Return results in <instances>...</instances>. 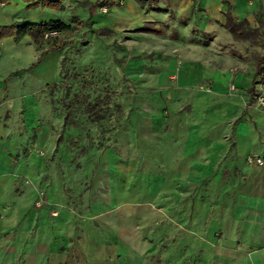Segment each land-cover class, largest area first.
Returning <instances> with one entry per match:
<instances>
[{"label": "crops", "instance_id": "0c3cea01", "mask_svg": "<svg viewBox=\"0 0 264 264\" xmlns=\"http://www.w3.org/2000/svg\"><path fill=\"white\" fill-rule=\"evenodd\" d=\"M30 1L3 0L0 25L56 18L66 3L75 9L72 22L92 27L98 17L93 32L135 31L125 65L128 78L144 84L136 85L127 118L95 156L88 148L77 152L78 139L52 134V126L60 128L57 115L41 119L35 99L30 110L22 103L35 90L20 89V71L49 45L37 47L27 33L0 38V264L17 255L43 264L70 245L92 263L264 264V106L253 102L264 88L255 73L264 0H114L101 16L94 0ZM202 2L207 16L221 17L230 47L247 41L260 51L219 63L216 53L203 56L195 40L177 41L174 25L155 22L173 12L182 22L196 20ZM227 18L243 20L259 38L235 36ZM188 22L185 32L195 27ZM154 49L166 59L154 53L160 70L149 73L144 55ZM178 50L181 57L174 56ZM247 154L262 164L247 162Z\"/></svg>", "mask_w": 264, "mask_h": 264}, {"label": "rangeland", "instance_id": "374dc122", "mask_svg": "<svg viewBox=\"0 0 264 264\" xmlns=\"http://www.w3.org/2000/svg\"><path fill=\"white\" fill-rule=\"evenodd\" d=\"M221 1L226 3L231 0ZM201 4L203 11L200 16L196 17V20H194L195 17L189 16L185 22H182L173 12L171 16H165L155 22L166 28L169 24L174 25L178 30L177 41L181 39L184 41L195 40L204 47L203 56L209 57L216 53L219 63H225L226 58L232 55L239 58L242 54L260 51L257 44L254 45L247 41H235L234 46L230 47V34L220 23L219 18L221 19V17L218 14L207 16L205 7H203L204 3ZM217 6L220 11V5L217 4ZM69 7L70 5L65 3L58 17L41 20L59 19L69 27L43 33L37 47L43 48L49 45V41L46 39L56 37L64 39L66 43L60 48H53L54 52L51 54L45 55L46 52H43L37 59L43 50L41 49L36 58L20 71L21 77L18 80L20 89L25 92L35 90V95L31 94L30 97L20 102L23 103L26 110H30V103L35 99L39 110L38 114L35 113L37 117L48 119L50 114L59 117L58 126L60 128L57 130L58 127L52 126L53 135H55V131H58V139H62L65 134L69 135L71 139L73 138L74 142L78 139V143L74 145L75 151L80 152L82 149L86 151L88 148L91 156H95L104 141L112 135L115 125L120 120L127 118L129 110L137 99L134 97L136 85L144 84L141 80H130L127 76L129 69L125 65V59H128L130 55L131 36L135 37L137 33L131 30L109 32L108 34L93 32L89 27L98 26V23H95L99 22L96 20L98 17H94V20L90 21L91 24L94 23L92 27L87 23L72 22L71 17L75 9H68ZM92 10L97 16H101L105 15L108 8L107 6L93 7ZM187 21L189 24L193 23L195 27L191 31L186 30L185 32L183 25ZM198 29L202 32L200 33ZM163 51L154 49L144 55L146 59L143 69L149 73L160 70V65L154 64L156 60L154 61L153 57L154 53L158 52V56L165 60ZM171 51L173 52V50ZM174 56L181 57V50L176 51ZM33 62L35 63L31 64ZM230 69L235 71L236 64L230 66ZM200 83L203 84L202 81ZM202 84L201 87H204L205 84ZM231 85L233 87H230ZM225 86L229 91L236 89L231 81L226 82ZM258 93L264 94V88L257 89L254 95ZM253 102H255L254 97ZM64 125L68 127L67 133ZM81 138H84V141H81ZM43 145V143L40 144L42 147ZM74 206H77L76 203ZM0 214H2L1 210ZM75 216L78 217L73 212L72 217ZM63 247L61 246L59 249H65V246ZM69 248L66 247L67 252L63 254L64 256H55V254L47 256L43 264H119L117 258L97 260L96 263H92L93 260L74 255L71 253L72 248ZM173 261L177 262L175 259ZM27 262V258L17 255L10 264H31V262Z\"/></svg>", "mask_w": 264, "mask_h": 264}, {"label": "trees", "instance_id": "16d2710c", "mask_svg": "<svg viewBox=\"0 0 264 264\" xmlns=\"http://www.w3.org/2000/svg\"><path fill=\"white\" fill-rule=\"evenodd\" d=\"M113 2L114 0H94L91 2V5L99 8L101 6H107L108 4H111ZM38 3L41 5L53 6V5H59V0H40L39 2L37 0H34L28 2L27 5H36ZM225 25L231 31L234 32L235 36L249 38L251 41H255L256 39L259 38L257 36V32L255 31V29H252L248 25L246 26L243 20L239 22H234L230 18H227L225 21ZM66 27H68V24L60 21L59 19H51V20L37 21V22L21 21L15 24L0 25V38L8 35L17 36L23 33H27L31 38V40L34 43L38 44L41 40V36L45 31L53 30V29L62 30L65 29ZM46 40L49 41V46L41 51L37 59H39L40 55L43 52H46L49 49H53V48H60L66 43L65 40L60 37L49 38ZM261 44H262V52L255 55V73L259 74L260 81L264 82V33L261 38ZM34 63L35 62L31 64Z\"/></svg>", "mask_w": 264, "mask_h": 264}, {"label": "built area", "instance_id": "2783aa9c", "mask_svg": "<svg viewBox=\"0 0 264 264\" xmlns=\"http://www.w3.org/2000/svg\"><path fill=\"white\" fill-rule=\"evenodd\" d=\"M2 3H3V1H0V4H2ZM101 7H104V6H101ZM49 31H52V30L45 31L44 33L49 32ZM230 87H233V85H231ZM254 101H255V103L257 105L264 106V94L258 93L256 95H254ZM245 159L249 163H255L257 165H261L262 164V159L259 156H254V154H247V156L245 157ZM42 194L43 193H41V192L38 193V198L34 202V204L36 206H39L42 203Z\"/></svg>", "mask_w": 264, "mask_h": 264}]
</instances>
